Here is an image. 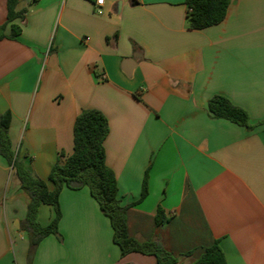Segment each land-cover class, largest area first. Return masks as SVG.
<instances>
[{
	"label": "crops",
	"instance_id": "0c3cea01",
	"mask_svg": "<svg viewBox=\"0 0 264 264\" xmlns=\"http://www.w3.org/2000/svg\"><path fill=\"white\" fill-rule=\"evenodd\" d=\"M22 7L20 34L0 39V113H11V147L24 167L51 189L52 165L72 151L76 115L96 108L108 121L105 161L131 236L161 242L181 258L175 264H189L213 239L225 264H264V0H230L223 20L202 29L188 27L184 0H19ZM5 17L0 0V25ZM214 94L244 108L252 127L211 117ZM187 185L196 203L185 200ZM28 201L0 154V264H27ZM58 203L60 236L42 238L30 264L157 263L121 255L86 186L63 187ZM158 206L169 219L156 226ZM182 213L198 214L204 228L192 247L167 231ZM52 217L40 204L39 224Z\"/></svg>",
	"mask_w": 264,
	"mask_h": 264
},
{
	"label": "trees",
	"instance_id": "16d2710c",
	"mask_svg": "<svg viewBox=\"0 0 264 264\" xmlns=\"http://www.w3.org/2000/svg\"><path fill=\"white\" fill-rule=\"evenodd\" d=\"M35 1V0H32ZM19 0H5L6 17L0 25V39H15L21 27L14 20H22L27 11L26 7L18 8ZM230 0H184L186 5V18L188 27L202 29L219 23L225 17ZM10 26V32L5 29ZM211 117L225 118L239 125L251 128L247 111L235 105L229 98L221 94L212 95L207 102ZM11 113H0V154L13 166L19 179L20 187L28 194L29 201L26 215L21 222L29 238L27 264L42 238L49 234L59 237L58 221L60 208L58 203L59 192L63 187L79 189L86 186L90 194L97 201L101 212L109 218L113 241L119 246L121 255L131 252L153 255L156 264H175L176 255L161 242L154 239L138 240L128 233L126 221V206H122L117 196V180L113 170L106 164L104 139L108 134L109 125L105 115L96 108H84L75 117L72 129V151L59 153L56 162L52 165L48 181L52 184L50 189L47 183L35 177L27 170L22 160L11 147L8 134ZM148 171L145 172L139 200L148 192ZM185 200L196 203L195 196L189 185L184 190ZM40 204H49L53 208V217L47 225L42 226L37 220V211ZM168 217L164 210L158 206L153 217L154 225L159 226ZM186 250L184 254H190ZM225 255L217 240L202 246L199 254L189 264H225Z\"/></svg>",
	"mask_w": 264,
	"mask_h": 264
},
{
	"label": "rangeland",
	"instance_id": "374dc122",
	"mask_svg": "<svg viewBox=\"0 0 264 264\" xmlns=\"http://www.w3.org/2000/svg\"><path fill=\"white\" fill-rule=\"evenodd\" d=\"M167 231L170 236H173V239H174V233L175 235L176 234L180 235L181 239L183 240L181 242L183 247L184 246L192 247L193 243L198 244L200 241H202L200 240V238L202 237L204 238V228L198 214H193L189 216L187 213L186 214L182 213L177 217L172 218L170 220V224L167 228ZM196 246L199 247L198 245ZM198 252H199V248L198 250H196L195 255ZM173 253L176 255L177 259L178 258L181 259L177 253L175 252Z\"/></svg>",
	"mask_w": 264,
	"mask_h": 264
},
{
	"label": "built area",
	"instance_id": "2783aa9c",
	"mask_svg": "<svg viewBox=\"0 0 264 264\" xmlns=\"http://www.w3.org/2000/svg\"><path fill=\"white\" fill-rule=\"evenodd\" d=\"M102 1H103V0H96V3H97L98 5H101V4H102ZM97 12H100V10H97Z\"/></svg>",
	"mask_w": 264,
	"mask_h": 264
}]
</instances>
